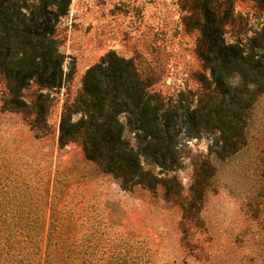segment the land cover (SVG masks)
<instances>
[{
    "label": "rangeland",
    "instance_id": "1",
    "mask_svg": "<svg viewBox=\"0 0 264 264\" xmlns=\"http://www.w3.org/2000/svg\"><path fill=\"white\" fill-rule=\"evenodd\" d=\"M203 1L70 0L56 26L62 84L32 82L11 104L0 79V264H15L19 249L39 264H264V93L242 148L219 157L214 134L180 135L176 168L141 157L144 185L122 188L78 140L58 141L63 107L108 51L131 58L163 98L196 93L208 77L198 57ZM207 1L220 3L226 41H245L264 23L256 0Z\"/></svg>",
    "mask_w": 264,
    "mask_h": 264
},
{
    "label": "trees",
    "instance_id": "2",
    "mask_svg": "<svg viewBox=\"0 0 264 264\" xmlns=\"http://www.w3.org/2000/svg\"><path fill=\"white\" fill-rule=\"evenodd\" d=\"M256 1L264 8V0ZM215 2L205 0L198 6V57L208 77L196 93L181 91L163 98L131 58L108 51L86 69L80 92L63 107L59 144L78 140L85 158L98 163L124 189L144 185L150 176L142 170L141 157L164 169L176 168L180 135L214 134L219 157L242 148L247 142L249 110L264 93V23L245 41H226V22L218 13L220 3ZM69 3L0 0V79L11 104L21 102L20 90L32 82L40 89L62 84L64 55L59 51L56 26ZM41 97L35 99L40 113L44 109ZM75 114L79 116L73 120ZM126 131L132 133L133 141ZM202 180L198 177L195 184L198 194ZM33 254L19 249L15 264H39Z\"/></svg>",
    "mask_w": 264,
    "mask_h": 264
}]
</instances>
